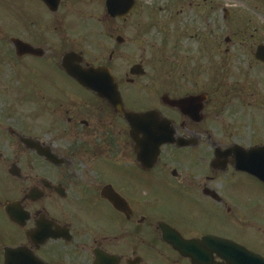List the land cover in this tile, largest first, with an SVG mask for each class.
Listing matches in <instances>:
<instances>
[{"label": "flooded vegetation", "instance_id": "obj_1", "mask_svg": "<svg viewBox=\"0 0 264 264\" xmlns=\"http://www.w3.org/2000/svg\"><path fill=\"white\" fill-rule=\"evenodd\" d=\"M257 6L264 17V0H0V96H12L0 168L29 184L12 201L41 195L23 200L25 229L0 202V264L24 245L46 264H261L210 240L264 260V183L249 169L264 168ZM66 56L72 70L110 71L103 95L66 75ZM52 74L65 81L45 83ZM29 101L40 134L25 123ZM119 106L153 111L149 132L133 133ZM48 222L50 239L31 242Z\"/></svg>", "mask_w": 264, "mask_h": 264}, {"label": "rangeland", "instance_id": "obj_2", "mask_svg": "<svg viewBox=\"0 0 264 264\" xmlns=\"http://www.w3.org/2000/svg\"><path fill=\"white\" fill-rule=\"evenodd\" d=\"M229 1L232 2L234 0H229ZM245 7H247L246 4H245ZM258 8H259L258 11L253 12V17L256 18V20L259 23H261L264 20V17H263V13L261 11L262 8L261 7H258ZM249 14H251V13H249ZM64 81L65 80L63 79V77L59 74H52L51 76L46 77L44 80L45 83H49V82L60 83V82H64ZM36 84H39V83H36ZM11 97L12 96L10 94H8L7 96H0V121L3 120V117L7 116L6 114L8 112L7 111L8 108H9V105L7 103L9 102ZM27 103L28 104H26V105L28 107H24V112L26 114L25 123H26V125H28L29 133H30V130H33L35 133L40 134L39 117H37V114H36V107L38 106V104L34 103L32 101H29ZM236 107L238 109H241L240 105H236ZM31 133H33V132H31ZM5 145H6V142L0 143V148L2 149L4 155H6L9 151L8 148L5 147ZM30 157L31 158L28 159L27 162L33 160V161H36L37 165H41L40 161L36 160L33 157V155H31ZM22 161H23V159H22ZM0 162L4 163V161H2V160ZM23 164L25 165V168H23V170H22L24 172V174L31 175L32 178H35V176L38 174L37 171L31 170V168H29L27 166V164H25L24 162H23ZM24 185L29 186L28 183H23V182L12 180L11 177H9L8 174L2 168H0V202L1 201L3 202L6 199L11 200V198L20 197L21 193H22V188ZM2 219L3 218L0 214V223H1ZM3 223L6 225V227H9V224L6 222V220H4Z\"/></svg>", "mask_w": 264, "mask_h": 264}, {"label": "water", "instance_id": "obj_3", "mask_svg": "<svg viewBox=\"0 0 264 264\" xmlns=\"http://www.w3.org/2000/svg\"><path fill=\"white\" fill-rule=\"evenodd\" d=\"M259 52H258V56L260 58H264V47H260L258 48ZM70 75H72L75 79H77L79 82L84 83L86 86L90 87V88H94V89H99L101 87H103L102 84H98V83H93L90 84L89 81H91L92 79H96V78H102L103 77H110V74L108 73V71L106 70H102V69H92V70H81V71H75V70H71L69 72ZM121 110V109H119ZM151 113H145V114H125L126 119H128L130 121L131 127L134 126L135 122H140L143 123L145 121H147V119L149 117H151ZM25 143V142H24ZM31 146L32 148L36 149L38 151V153L42 156V150L39 149V147L34 146L33 143L28 140H26V145ZM253 174L260 180L264 181V170L259 168H254L253 170ZM32 194V199L35 197H38V193L36 192V190L31 191ZM21 203H8L5 206V212H7V214L10 216L11 219H17V221L23 222L24 218H27L26 212H24V210H22L20 208ZM49 228V226H48ZM46 229V227H45ZM43 228H38L37 231L34 232V237H40L41 239H44L45 236H47V232L42 231ZM30 235V234H29ZM43 237V238H42ZM173 245L176 244L175 242H172ZM23 253V255H25V260L24 263L22 264H44L42 263L36 256L34 257V255H32L31 251H29L27 248H20L18 250H14L13 253Z\"/></svg>", "mask_w": 264, "mask_h": 264}]
</instances>
